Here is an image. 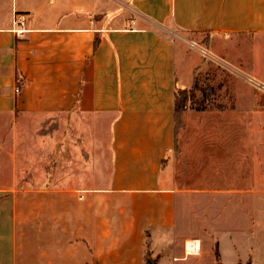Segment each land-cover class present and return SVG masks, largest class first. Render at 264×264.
<instances>
[{"label": "crops", "instance_id": "crops-1", "mask_svg": "<svg viewBox=\"0 0 264 264\" xmlns=\"http://www.w3.org/2000/svg\"><path fill=\"white\" fill-rule=\"evenodd\" d=\"M212 65L253 96L187 141ZM0 167V264H264V0H0Z\"/></svg>", "mask_w": 264, "mask_h": 264}, {"label": "rangeland", "instance_id": "rangeland-1", "mask_svg": "<svg viewBox=\"0 0 264 264\" xmlns=\"http://www.w3.org/2000/svg\"><path fill=\"white\" fill-rule=\"evenodd\" d=\"M206 58V57H205ZM235 73V72H233ZM233 73H230L223 69L221 66H203L201 71L197 74V77L195 78V83L194 86L187 90L184 95L179 96L178 104L182 108L184 107V112L187 111L188 109L193 111L192 114L188 115L187 120L183 119V114L182 113L180 119H178V124H179V129H184L186 126V129L183 131V137L185 140L188 141L189 139V129L193 127L194 125L196 126H204L205 125V119L204 117L199 119H196L194 116H199V113L203 112L205 113L208 110H219L222 109L223 103L222 99L223 96H230L234 95L237 93H240L242 96L246 97H251L253 96V87L252 83L248 78H246V81L239 80ZM236 84V85H235ZM228 106V104L226 103ZM196 113L198 115H196ZM34 129L33 130V135H30L28 133L24 134L22 136V142H30L32 141L31 137H33L34 142H36L37 135L38 133H42L45 130L42 129ZM35 133V134H34ZM63 131H60V140L62 142H67V137L66 135L62 136ZM46 136L44 135L41 138H45ZM40 138V139H41ZM43 140V139H42ZM7 142L12 143V137L7 136L6 138ZM23 153H27V157L30 156L31 152L30 151H25L23 150ZM5 156H4V172L6 176H11L13 174V161H12V155H13V150L12 147H9L5 151ZM1 168V167H0ZM29 170V169H27ZM187 174H188V168ZM2 172V170L0 169ZM28 172V171H27ZM181 235L189 237V231H188V223L185 225V227L182 228L181 230ZM199 251L198 254L200 253L201 250V243L199 242ZM195 255V256H197ZM174 256L180 257L176 254H171L169 257L167 256L165 260V264H199V261L196 260V257L191 256L189 259L186 260H174ZM189 256V255H188ZM200 264H214V258L212 255H206L204 256V259Z\"/></svg>", "mask_w": 264, "mask_h": 264}, {"label": "bare ground", "instance_id": "bare-ground-1", "mask_svg": "<svg viewBox=\"0 0 264 264\" xmlns=\"http://www.w3.org/2000/svg\"><path fill=\"white\" fill-rule=\"evenodd\" d=\"M199 242L197 241H188L185 245V253L188 256H195L199 251Z\"/></svg>", "mask_w": 264, "mask_h": 264}, {"label": "trees", "instance_id": "trees-1", "mask_svg": "<svg viewBox=\"0 0 264 264\" xmlns=\"http://www.w3.org/2000/svg\"><path fill=\"white\" fill-rule=\"evenodd\" d=\"M187 90H180L177 95H176V99H175V117L176 120L180 119L182 113L184 112V107L182 108L181 106H179L178 104V100H179V96L180 95H184L186 93ZM177 126L179 127L178 121H177Z\"/></svg>", "mask_w": 264, "mask_h": 264}, {"label": "built area", "instance_id": "built-area-1", "mask_svg": "<svg viewBox=\"0 0 264 264\" xmlns=\"http://www.w3.org/2000/svg\"><path fill=\"white\" fill-rule=\"evenodd\" d=\"M25 22H26V19H25L23 16H21V17L18 18V23L20 24V26H24V25H25ZM190 46H191V48H198L197 44L194 43V42H191V43H190ZM202 54H203L204 56H207V52H206L205 50H202ZM20 92H21L20 88L17 87V88L15 89V93H16V94H19Z\"/></svg>", "mask_w": 264, "mask_h": 264}]
</instances>
